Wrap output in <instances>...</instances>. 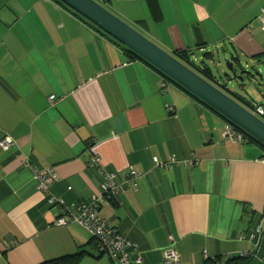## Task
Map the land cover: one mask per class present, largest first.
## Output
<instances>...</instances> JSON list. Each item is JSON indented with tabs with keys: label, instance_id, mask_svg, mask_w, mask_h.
<instances>
[{
	"label": "crops",
	"instance_id": "obj_1",
	"mask_svg": "<svg viewBox=\"0 0 264 264\" xmlns=\"http://www.w3.org/2000/svg\"><path fill=\"white\" fill-rule=\"evenodd\" d=\"M98 1L170 52L264 63V0H156L158 17L149 0ZM63 4L0 0V140L14 139L0 146V264L104 254L79 223L55 224L33 170L55 168L52 193L76 204L101 194L93 157L120 184L99 215L137 245L133 264H162L170 244L184 264H264V149Z\"/></svg>",
	"mask_w": 264,
	"mask_h": 264
},
{
	"label": "water",
	"instance_id": "obj_2",
	"mask_svg": "<svg viewBox=\"0 0 264 264\" xmlns=\"http://www.w3.org/2000/svg\"><path fill=\"white\" fill-rule=\"evenodd\" d=\"M82 15L102 31L122 43L144 60L171 78L206 105L224 116L244 132L264 145V115L252 107L242 104L226 86L234 79L242 77L246 69L237 73L234 63L227 61L228 72L225 82H211L192 67L180 61L130 23L119 17L98 0H59ZM264 66V63H262ZM252 69L254 66L251 67ZM226 84V85H225ZM229 91V92H228ZM262 237V236H261ZM260 237V239H261Z\"/></svg>",
	"mask_w": 264,
	"mask_h": 264
},
{
	"label": "built area",
	"instance_id": "obj_3",
	"mask_svg": "<svg viewBox=\"0 0 264 264\" xmlns=\"http://www.w3.org/2000/svg\"><path fill=\"white\" fill-rule=\"evenodd\" d=\"M170 85V81L163 79L162 87L164 91L168 92ZM54 98L55 95L50 96L51 100H54ZM255 111L264 115V105H257ZM227 133L232 134L233 129L229 128ZM236 137L241 141L243 140L242 133H239ZM13 144L14 139L11 136H5L0 140V146L5 150L9 149ZM153 160L155 164L160 163L157 157H154ZM262 161L264 162V158ZM91 162L99 165L98 170L103 175L102 193L93 195L89 200L76 204H67L63 198L52 193V184L58 176L55 168H33L29 163H25V165L33 168L38 190L47 196L51 205L58 206L59 214L55 221L56 225H64L68 221L79 223L96 240L99 250L107 253L113 262L116 264H133L131 253L136 251L137 245L127 240L119 233L116 227L109 224L106 219L99 215V208L113 198L119 191L120 184L116 180L114 173L106 171L102 167L98 157H93ZM131 174L136 177L140 173L132 170ZM6 247H8V244H6ZM162 264H184L181 254L173 244L162 249Z\"/></svg>",
	"mask_w": 264,
	"mask_h": 264
},
{
	"label": "trees",
	"instance_id": "obj_4",
	"mask_svg": "<svg viewBox=\"0 0 264 264\" xmlns=\"http://www.w3.org/2000/svg\"><path fill=\"white\" fill-rule=\"evenodd\" d=\"M58 2L62 3L61 1L57 0ZM149 2L152 5V11L154 13V15H156L157 17L159 16V6L157 4L156 0H149ZM63 4V3H62ZM64 5V4H63ZM65 6V5H64ZM70 10L76 14L80 19L89 22L90 24H92L95 28H97L101 34H103L104 36L108 37L109 39H111L112 41H114L115 43H117L121 49L125 52V54L132 59H141L145 62H147L146 60H144L142 57H140L138 54H136L135 52H133L131 49H129L128 47H126L125 45H123L122 43L118 42L116 39L112 38L111 36H109L108 34H106L104 31H102L98 26H96L95 24H93L91 21H89L88 19H86L85 17H83L82 15L78 14L76 11L72 10L70 8ZM127 22V21H126ZM219 51V50H218ZM174 56H176L180 61H182L183 63L187 64L188 66L192 67L193 69H195L197 72H199V74H201L202 76H204L205 78L209 79V80H213L215 77L213 75L212 69L210 67V65L207 63V61L205 60H212L214 59L215 53L212 51H207L204 52L202 54V56L200 57V61H202L201 64H196L199 61H196L195 59V54L193 51L190 50H175L172 52ZM224 55V54H223ZM230 57L227 58L228 61H232L234 64H238L240 68H242V64H241V59L240 58H236V56H233V52L229 53ZM152 68H154L155 70H157L163 77L164 79H167L168 81H170L171 83H174L175 85L178 86V84H176V82H174L171 78H169L168 76H166L165 74H163L160 70H158L156 67H154L153 65H151L149 62H147ZM228 76V75H227ZM226 76V78H227ZM225 78V79H226ZM224 81V80H223ZM243 85V84H242ZM180 86V85H179ZM181 87V86H180ZM182 89H184L183 87H181ZM186 92H188L189 94H191L189 91H187L186 89H184ZM193 97H195L196 99H198L196 96H194L193 94H191ZM237 99V97H236ZM200 100V99H198ZM201 101V100H200ZM238 101H244L247 103V105H249L250 107H254V103L253 102H248L245 98H239ZM242 103V102H241ZM243 104V103H242ZM221 115V114H220ZM224 117V116H223ZM225 118V117H224ZM226 119V118H225ZM228 120V119H226ZM229 121V120H228ZM229 123L232 124V127L235 128L236 131L242 133L243 135V140L246 139L249 142H254L258 145H260L263 149H264V145L262 143H260L259 141H257L255 138H253L251 135H249L248 133L244 132L242 129H240L238 126H236L235 124H233L232 122L229 121ZM102 193V190H101ZM100 209V208H99ZM103 218V217H102ZM105 219V218H104ZM259 221L258 224H256V226L254 227L253 231L255 232V234H263L264 233V214L259 216ZM114 226V225H112ZM116 227V226H114ZM117 230L120 232V230L118 229V227H116ZM122 234V233H121ZM258 235V236H259ZM92 237V236H91ZM127 239V238H126ZM92 240L95 242V246L98 249V255L97 256H101L104 252L99 250L98 248V243L96 242V240L92 237ZM128 240V239H127ZM88 252L85 251H79L75 254L72 255H66L57 259H53V260H49L46 261L42 264H80L83 256H85V254H87ZM92 253V252H91ZM94 254V253H93ZM247 255L243 256L242 254L238 257V258H227L226 260L224 259H219L217 263L221 264H239L240 260H245L248 257H246ZM246 257V258H245ZM204 264H212L209 261H205Z\"/></svg>",
	"mask_w": 264,
	"mask_h": 264
},
{
	"label": "rangeland",
	"instance_id": "obj_5",
	"mask_svg": "<svg viewBox=\"0 0 264 264\" xmlns=\"http://www.w3.org/2000/svg\"><path fill=\"white\" fill-rule=\"evenodd\" d=\"M147 37L150 38L149 36ZM196 56H197V59H199L202 56V53L197 52ZM200 59H199V62L196 64L202 63ZM205 61H207V63L210 65L213 75L215 77L213 80H210L211 82L217 84V82L220 83V81L225 80L226 78L225 73L228 72V69H227L228 60L226 56L222 54V51L221 52L219 51V54H215L214 59L212 60L209 59ZM246 61H250V60L244 58L243 63H245ZM248 63L250 66L249 69L246 70L248 72H244L242 74V77H238L237 79H234L233 81H231L228 87L231 89V91L233 90L234 97H237V95H240L248 101H253V103L264 104V66L262 63L257 62V61L254 64L250 62ZM252 66H254L253 69L251 68ZM234 68L237 70V73H240L241 70H243V69H240L238 65L236 64H234ZM242 83L244 84L242 85ZM241 102L245 106H248L246 102L244 101H241ZM95 251L98 252V249L95 248ZM80 264H113V263L110 259V256L107 253H104L101 257H94V256H91L90 254H85Z\"/></svg>",
	"mask_w": 264,
	"mask_h": 264
},
{
	"label": "clouds",
	"instance_id": "obj_6",
	"mask_svg": "<svg viewBox=\"0 0 264 264\" xmlns=\"http://www.w3.org/2000/svg\"><path fill=\"white\" fill-rule=\"evenodd\" d=\"M257 105H259V104H255L252 110H255V107H256ZM262 105H264V104H262ZM239 133H240V132H239Z\"/></svg>",
	"mask_w": 264,
	"mask_h": 264
},
{
	"label": "flooded vegetation",
	"instance_id": "obj_7",
	"mask_svg": "<svg viewBox=\"0 0 264 264\" xmlns=\"http://www.w3.org/2000/svg\"><path fill=\"white\" fill-rule=\"evenodd\" d=\"M229 76V75H228ZM221 82H225V80L224 81H221ZM226 85V84H225ZM228 85H229V83H228ZM228 85H226V86H228Z\"/></svg>",
	"mask_w": 264,
	"mask_h": 264
}]
</instances>
